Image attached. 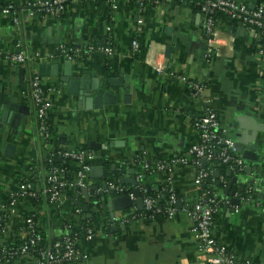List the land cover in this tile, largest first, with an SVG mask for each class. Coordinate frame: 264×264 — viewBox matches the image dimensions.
Returning a JSON list of instances; mask_svg holds the SVG:
<instances>
[{
  "label": "crops",
  "instance_id": "0c3cea01",
  "mask_svg": "<svg viewBox=\"0 0 264 264\" xmlns=\"http://www.w3.org/2000/svg\"><path fill=\"white\" fill-rule=\"evenodd\" d=\"M9 1L16 5L17 21L15 14L4 9ZM27 1L0 0V48L21 50L27 55L23 65L0 60V104L14 102L29 108L25 124L17 128L0 120V194H7L16 186V174L26 165H31L34 190L42 192L45 159L55 145L52 139L45 144L38 130L29 96L31 67L38 73L41 62L58 64L60 73L65 58L56 54L55 48L61 43L111 46V55L96 50L72 64L78 76L98 79L99 87L115 94L113 104L79 108L76 97L66 94L56 76H41L45 84L54 88L49 94L55 103L51 137H57V148L82 150L90 156L91 163L103 166L102 177L88 175L89 186L79 191L82 196L89 197L92 184L99 193L101 182L106 185V163L112 171L116 170L117 181L131 176L129 169H133V176L144 186L154 189L170 186L180 205L177 203V213L172 217L137 215L131 219V213L138 214L141 210L134 205L115 211L112 218L107 206L111 196L107 191L100 193L103 209L110 218L109 229L102 223L95 224L92 238L80 240L79 256L64 264H206L205 254L198 249L191 231L188 213L183 209L202 194V186L195 182L196 170L189 164H177L167 172L146 171L133 158L139 155L168 162L173 157L187 155L189 146L196 140L192 122L202 111L204 98L211 100L233 140L231 130L236 119L249 114L263 124L264 58L257 54L255 38L239 23L219 17L216 28L221 52L207 56L203 16L192 5L162 0L141 11L126 0H119L116 9L104 2L81 5L72 2L64 15L31 18L20 10ZM237 1L253 8L259 0ZM106 25L111 26L109 43ZM134 36L138 37L142 52L132 51L130 42ZM166 46L170 47L166 68L156 72L146 62V56L156 57L161 51L164 54ZM35 52H39L38 57ZM20 67L24 68L22 81L18 78ZM110 77L118 81L116 85L108 83ZM189 81L205 83L202 97L193 95ZM260 136L258 160L244 159L246 165H256L250 175L244 171L229 174L226 169L224 176L215 173V181L209 186L221 200L214 218V234L237 257L249 258L251 264H264V212L260 205L264 194V132ZM7 143L15 146L11 156L4 154ZM167 173L171 176L170 184ZM250 180L254 184L239 191ZM228 183L240 198L238 204L232 203L230 192L225 193ZM121 185H126V190L133 189L129 183ZM247 189L253 192L244 198L241 194ZM130 193L126 192L131 196ZM66 194L69 198L77 195L74 188H67ZM26 209L25 203H19L15 216H21ZM39 211L48 239L58 238L65 210L53 212L46 202ZM125 217L129 219L124 220ZM28 231L22 228L18 236L25 237ZM4 264L38 263L33 256H25Z\"/></svg>",
  "mask_w": 264,
  "mask_h": 264
},
{
  "label": "built area",
  "instance_id": "2783aa9c",
  "mask_svg": "<svg viewBox=\"0 0 264 264\" xmlns=\"http://www.w3.org/2000/svg\"><path fill=\"white\" fill-rule=\"evenodd\" d=\"M119 0H28L20 10L26 12L28 17L40 16L42 18L48 16H61L69 11L70 3L91 4L104 2L110 8L116 9ZM131 1V0H126ZM150 0H135V5L139 10H144ZM162 1V0H161ZM154 0V3L161 2ZM198 6L200 14L203 16L204 32L207 44V56L210 54H218L220 38L217 30V15L224 16L229 20L235 21L249 30L255 40L264 39V0H259L256 6L249 7L246 3L237 0H191ZM4 9L15 14L17 21V8L14 2H7ZM3 11V10H2ZM1 13V10H0ZM105 32L108 33V43L110 42L111 26H105ZM131 49L133 52L140 47L137 36L131 39ZM257 54H264V44L259 41L256 43ZM219 49V50H218ZM56 54L65 59L74 61L89 55L96 50H101L107 55L112 54L111 46L96 47L94 43H87L83 46L61 43L55 48ZM36 57L39 52H35ZM52 56V55H51ZM0 60L12 65H23L27 61V55L21 50L0 48ZM166 57L163 51L158 55L146 56V62L151 64L156 72H162L166 68ZM29 96L34 106L35 116L37 119L38 130L46 139H51V133L47 130L46 120L49 112L54 109L55 103L50 99L49 94L54 88L45 84L41 75H39L34 67H31L28 76ZM189 88L193 91L195 97H202L206 89L203 81H189ZM202 111L193 119L192 126L196 132V140L191 143L188 148L187 155L173 157L168 162L162 160L150 161L147 156H142L139 166L143 170L166 171L169 167L177 164L190 165L195 170L196 185H202L210 174L212 169H205L202 160L206 162L215 161L226 166L230 172H241L246 166L244 158L237 152L234 140L227 134V129L221 124L216 109L212 106L209 98L202 99ZM58 155L59 158L69 159L70 167L65 168L57 165L50 166L46 169L44 176V184L42 194L51 204L53 212H60L61 206L67 202V188H74L76 193L80 188L87 187V177L91 168L90 156L82 150H69L51 147L49 156ZM47 157V158H48ZM49 160V158H48ZM170 173H167V181L171 182ZM137 179V178H136ZM138 181V180H137ZM34 184L30 180H19L16 186L9 190L7 196L9 202L4 206L0 205V264L8 263L15 258L33 256L38 264H64L76 259L79 256V250L76 246L78 242L77 234L71 232L76 229L70 225L62 226V233L58 238L48 239L45 241L39 231L34 228L39 222L32 220V214L29 215L24 222L29 229L25 237L20 238L21 243L14 246V241L10 239L13 236L12 229L7 224H2L3 218L7 216H15L19 203H25L28 197L35 196L36 191ZM138 188L142 198V209L149 212V216L153 217L157 214L165 217H172L177 213V197L171 191L170 186H163L165 193L164 202H160L158 196H152L147 192L146 186L138 181ZM110 189L115 191L116 195L126 194V189L119 183H106L104 192ZM131 194V193H130ZM221 203L220 197L213 192H204L192 204L186 205L184 211H187L191 231L198 243V249L205 254L206 264H251V260L246 257H237L228 246L220 241L213 230V223L216 212ZM261 209L264 212V194ZM68 205L65 206L67 208ZM236 208V207H235ZM27 210V209H26ZM25 210V212H26ZM75 212L79 213L80 209ZM147 214V215H148ZM55 215V213H54ZM148 217L143 213H131V219L136 216ZM129 219L125 217L124 220ZM93 228L85 229V237L91 239L93 236Z\"/></svg>",
  "mask_w": 264,
  "mask_h": 264
},
{
  "label": "water",
  "instance_id": "95a60500",
  "mask_svg": "<svg viewBox=\"0 0 264 264\" xmlns=\"http://www.w3.org/2000/svg\"><path fill=\"white\" fill-rule=\"evenodd\" d=\"M170 47L166 46L164 55L167 58L169 56ZM24 68H19L18 78L20 81L23 79ZM38 73L39 75H52L56 76L61 85L65 88V92L68 96L76 97L77 106L79 108L92 109L96 107H102L103 104H113L116 101V95L105 91L104 88L99 87L98 79L78 76L76 70L73 68L71 60L65 59L63 61V69L61 72H58V64H50L41 62L38 64ZM108 83L112 86L117 84V80L114 78H108ZM87 83H90V86H87ZM29 114V108L26 105L18 104L14 102H9L8 104H0V120L3 123L9 124L11 127L17 128L20 124L23 125L26 122L27 115ZM232 132L234 133V144L237 152L247 161L252 162L258 160V142L262 138L260 132H264V123L259 124L255 119L247 114L243 118L236 119V123L232 126ZM1 130V128H0ZM91 147H95L93 142H90ZM14 144L7 143L5 146L4 154L5 156H11L14 152ZM202 164L205 165V159L202 160ZM256 167L255 164L249 163L243 169V171L250 175L252 170ZM133 169H129L131 176H123L118 181L114 180L115 183L119 184H131L133 187L131 191V196L128 194H119L116 195L113 189L108 191V194L111 196L107 206L109 209V215L113 218L115 211L128 209L132 206H136L139 209H142L143 202L138 188V181L135 176H133ZM230 174V171H227ZM216 176H218L219 171H216ZM122 174H125V170L122 171ZM103 175V166L94 165L92 163L89 177L99 178ZM254 181V180H253ZM246 182L243 184L239 191H244L245 187H250L254 182ZM230 184L228 183L225 193L230 192L231 201L234 204H238L240 198L236 195L235 190H230ZM99 183L96 184L99 187ZM100 193L104 192L106 185L104 182H101ZM84 191L86 189L84 188ZM262 195V192L260 193ZM178 205L180 203L178 202ZM83 209L86 211L87 207L84 206Z\"/></svg>",
  "mask_w": 264,
  "mask_h": 264
},
{
  "label": "trees",
  "instance_id": "16d2710c",
  "mask_svg": "<svg viewBox=\"0 0 264 264\" xmlns=\"http://www.w3.org/2000/svg\"><path fill=\"white\" fill-rule=\"evenodd\" d=\"M161 1V0H160ZM174 2L176 3H185L187 5H192L195 10H197L199 12V9H198V6L195 5V3L191 0H173ZM131 3H134L135 4V0H131L129 1ZM96 3V2H95ZM154 3V0H150L149 1V4H153ZM70 6H71V3H70ZM69 6V8H70ZM64 15V14H62ZM217 17H224V16H221V15H217ZM235 22V21H234ZM260 42V43H263L264 44V39L261 38L260 40H255V44L257 42ZM254 45V44H253ZM141 46V45H140ZM140 49V50H139ZM138 51L139 52H142V48L139 47L138 48ZM137 53V52H136ZM46 124H47V130L49 133L52 132V124H53V113L52 111L49 112L48 114V117H47V120H46ZM43 138V141L44 143L46 144L49 140ZM51 139L54 141V147L57 148L56 144H57V137L54 136L53 138L51 137ZM44 144V145H45ZM50 152V151H49ZM49 152L47 153V157L49 155ZM46 157L45 159V167L46 169L49 168L50 166H53V165H57V166H61V167H65V168H69L70 167V163L71 161L69 159H64V158H59L58 155H51L49 156V160L48 158ZM142 158V156H136L135 158H133L134 160V163L136 165H139V161ZM158 160V159H156ZM150 161H155V160H150ZM30 166L31 165H26L23 170L19 171L17 174H16V177H17V180H30V181H34V177H33V174H31V170L30 169ZM204 168L205 169H212L213 172L212 174H210V176L205 179L204 183L201 185V191L202 193L204 192H210L209 190V186L214 183L215 181V171L216 170H219V172L224 176L225 172H226V166L223 165V164H219L215 161H211V162H206L205 165H204ZM236 173H239V172H236ZM115 175H116V170L112 171L110 169V165L109 164H106L105 163V175H104V179L107 180V181H114L116 178H115ZM117 176V175H116ZM117 180V179H116ZM124 187H126V185H122ZM147 188V192L152 195V196H158L160 202H164L165 200V193L164 191L162 190V187H159L158 189H154L150 186H146ZM132 191V189L130 188L129 190H126V192H130ZM253 190L252 189H247L246 190V193L243 192L241 194L242 197L246 198L248 194L252 193ZM247 194V195H246ZM101 194L99 193V191L97 190V188L94 186V184L91 185V190H90V195L88 198L82 196V194L80 192L77 193L76 196L74 197H68V201L65 202L63 204V206H61V210H65V214H64V217L61 219V226H63L64 224L65 225H70L72 227H76L75 230L71 231V232H75L77 234V238H78V242L76 244V246L78 247L79 245V242L81 239H84L85 238V229L87 227H92L93 230L95 229L94 228V225L95 224H98V223H102L103 226H107L106 227V230L109 229L108 228V222L110 220L109 218V215L107 212H105V210L103 209V206H102V203H101ZM9 202V198L7 196V194H0V205H6L7 203ZM47 202V199L45 198V196L41 193V192H36L35 193V196L33 197H28L27 200H26V206H27V210L24 214H22L21 216H7L5 218H3L2 220V224H7L11 227L12 229V234L13 236L10 237L7 242L11 240L14 241V246H18L20 243H21V240H20V236H18V232L23 228V229H27V224L24 222V219H26L29 215L32 214V220H34L35 222H39L40 224L39 225H36L34 228H36L37 231L40 232V234L43 236V238L46 240H48V237H47V234L44 230V225L43 222H44V218L43 216L41 215L40 211L41 210V204L43 203H46ZM68 203V204H67ZM50 207L52 206L51 204H49ZM68 205V209L65 208V206ZM83 206H86L87 207V210L84 211L83 209ZM93 208V209H92ZM76 209H80V212L77 213L75 212ZM138 213H143L144 215L148 214L149 212H146L145 210L141 209L139 211H137ZM87 213H90V216H87ZM148 217H151L149 216V214L147 215ZM156 216H160V214H157L153 217H156ZM33 257H34V253L32 254Z\"/></svg>",
  "mask_w": 264,
  "mask_h": 264
}]
</instances>
